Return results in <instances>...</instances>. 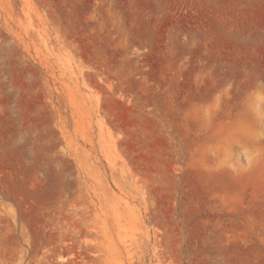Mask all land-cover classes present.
<instances>
[{
  "label": "rangeland",
  "instance_id": "rangeland-1",
  "mask_svg": "<svg viewBox=\"0 0 264 264\" xmlns=\"http://www.w3.org/2000/svg\"><path fill=\"white\" fill-rule=\"evenodd\" d=\"M0 264H264V0H0Z\"/></svg>",
  "mask_w": 264,
  "mask_h": 264
}]
</instances>
